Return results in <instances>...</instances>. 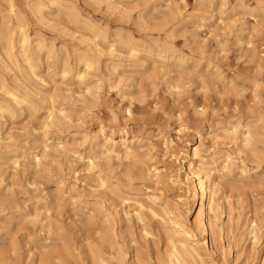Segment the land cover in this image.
I'll return each mask as SVG.
<instances>
[{"label": "rangeland", "instance_id": "rangeland-1", "mask_svg": "<svg viewBox=\"0 0 264 264\" xmlns=\"http://www.w3.org/2000/svg\"><path fill=\"white\" fill-rule=\"evenodd\" d=\"M40 2L45 14L41 20L34 8ZM11 4L30 37L37 75L32 77L17 46L13 51L19 58V70L15 65L8 71L0 68V86L4 83L19 95L29 89L37 99L21 108L14 106V112L4 113L3 118L0 113V239L6 249L0 253V264H38L33 248L38 233L26 236L17 227L23 216L35 210L36 190L44 191L48 200L66 191L64 195L59 192L64 199L59 210L51 212L58 221L54 228L59 229L51 239L60 236L68 247L60 250L62 258L53 254L50 264L91 263L88 255L81 254L82 244L96 236V227L80 228L98 201L88 176L92 172L89 159L94 156L90 138L101 124L109 126L101 137L105 142L130 143L135 138L140 141L133 146L143 153L152 146L154 157L148 163L153 174L142 182L134 180L132 187L126 184L128 191H124L142 198L146 194L160 197L189 225L195 224L201 203H208L204 197L194 204V187L205 173L214 174L223 166L215 168L214 159L230 155L231 161L243 162L250 172L246 177L236 170L225 185L217 186L214 181L210 185L217 192L213 210L208 212L216 235L213 239L206 235V262L263 264L264 154L260 162L247 155L253 145L264 153V142H259L264 140V0H0V23ZM3 40L0 58L5 56ZM96 42L103 49L113 46L116 60L104 54L88 68L79 57L92 56L90 49ZM132 47L138 51L139 62L129 57ZM65 62L72 67L67 76L63 75ZM115 65L118 69L114 71ZM77 71L84 74L83 80H77ZM123 125L127 133L121 130ZM246 126L254 135L253 145L245 144ZM112 129L116 132L111 137ZM187 141L200 151L203 162L193 151L183 160L180 151ZM56 147L60 153H55V159H44V152L54 154ZM36 154L42 156V163L36 162ZM33 183H40L39 190ZM104 206L106 210L109 203ZM111 219L115 223L121 218L114 211ZM120 222L113 227L116 245L130 252L123 249L130 245L120 231L126 224ZM254 234L259 241L252 239ZM159 249L165 250L162 243Z\"/></svg>", "mask_w": 264, "mask_h": 264}, {"label": "bare ground", "instance_id": "bare-ground-1", "mask_svg": "<svg viewBox=\"0 0 264 264\" xmlns=\"http://www.w3.org/2000/svg\"><path fill=\"white\" fill-rule=\"evenodd\" d=\"M10 3H11V1H10ZM15 8L16 7L13 4H11L9 10H7L8 12L1 16L2 22L0 23V26L2 25L1 27H4V28L3 29L0 28V33L4 32L5 35H2V37L0 36L1 37L0 39L4 38V40H5V41L3 40L5 42L3 44V47L5 46L4 47L5 56L4 57L2 56V58H0V64L1 63L4 64V66L0 67V68H3V70L8 71V69L11 66L14 69L13 65H15L16 67L17 66L20 67V64L18 65V59L19 58L17 57V54L13 51L18 46L19 50H20L19 56L23 58V62L26 63L27 68L29 69V72H31L30 74H32V77H33V75L34 76L37 75L36 74V65L34 64V57L35 56H33L30 53L32 50V48L30 46L31 44L29 43L30 37H29L28 33H25L24 25H23V19L21 18L22 16L20 17V14L18 12H16ZM34 8L36 11L35 14L37 15L36 17H38L41 20L45 15L43 13V7H42L41 2L38 3L37 7H34ZM71 16H73V15H71ZM13 17L16 18V25L13 24ZM15 32H17L20 35L19 38L17 37L16 34H14ZM14 35H16V36H14ZM3 36H6V37H3ZM15 37H17L18 39H16ZM41 43L42 42L38 43L39 44L38 46H42ZM93 46H94V48L90 49V51H94L92 56L88 55V54H84L83 56L81 55V57H79V61L84 60L86 62V66L88 68L92 67V61L93 60H95V59L99 60L102 57V55H104V54L110 55V57L111 56L114 57L117 55V54H115V53H117V51H115L113 46L109 47V49H103L99 44H97V42ZM120 53L121 52L118 53L119 54L118 57H120V59H121ZM130 53H131L129 56L130 58H133L136 61L139 60L140 57H138V51L134 47L131 48ZM52 55H54V53H52ZM107 57H109V56H107ZM22 58H21V60H22ZM114 58L116 60V57H114ZM118 60H119V58H118ZM130 60H132V59H130ZM135 60L133 62H135ZM117 64H118V62H117ZM26 65H25V67H26ZM70 66L71 65L68 62L64 63V69H63L64 74L63 75L67 76V74H69L72 71V67H70ZM134 66H136V65H134ZM18 67H17V69H18ZM117 69L118 68H116V65H115V68L113 66L114 71ZM75 75L78 78V79L76 78L77 80L81 81L84 78V74L81 73L80 71H77L75 73ZM16 77H17V75H16ZM15 83H16V81H15ZM8 88L6 87V84H4V83H3V85L0 86V90L3 91V95L2 96L0 95L1 118H3V114L6 112H9V113L14 112V111H12L14 106H16V107L19 106L21 108L25 103L33 104L35 102L34 100L37 99V98L34 99L32 97L34 95V93H33V95H31L32 93H30L29 89L25 91V94L19 95V93L17 91L10 90ZM17 89H19L18 86H17ZM22 90H25V89H22ZM84 102H86V101H84ZM49 113H50V111H49ZM53 115H55V114H53ZM63 117H64V115H63ZM52 119H54V118H52ZM246 128H247V132L246 131H245V133L243 132L246 135L245 136L246 138L244 137V139H246V141H247L245 144L252 143L251 145H253V141H254L253 136L254 135L251 133L252 131H250V129H248L249 127L246 126ZM108 129H109V126L101 124L100 129L97 131V133H95V136L93 135V137L90 138V145L93 147L94 156L89 159V167H90L89 171H92V172H90L88 177L90 178V181H91L90 187L94 190L93 193L96 194V198L98 201L96 202L95 205L93 204L94 205L93 210L92 211L90 210L89 212H87L88 216H85L86 218L83 219L82 226L80 229H85V230L94 229L95 230L94 227H96V232H95L96 236H92L91 240L88 243H85L87 241H84V244H82V247H83L82 249H84V250L81 254H83V255L86 254L89 256L88 258H90V260L86 259L85 257L84 258L88 261H91L90 264H128L127 261L125 262L126 255L128 253L130 254L129 257L131 256V259L128 261L129 264H208L206 262V258L209 254V253H207L208 248L206 245V240H207L206 235L207 234L211 235V239L215 238V235H216L214 228H213L211 217L208 214V212L213 210V206H212L213 205V199H214L213 196L217 192L215 193V190H213V188H211L210 185L213 181H214V183H216L217 186L225 185L226 179L233 176V174L236 170H239V172L241 174V175L239 174L240 176L244 177V175H245V177H246L247 173H250V172H248L247 167L244 165L243 162H241V164H237L236 162L231 161L230 155H228V156L220 155L219 157L214 156L213 158L217 157L213 161V163L216 164L215 168L218 167V165H220L222 163H223V166L221 168L215 169L214 174H213V172H211L209 170L210 172L205 173L203 178L200 179V183L196 187H194V191H195L194 199H193L194 204H196L197 202L198 203L201 202L204 197H208L207 198L208 203L207 204H204L203 202L201 203L199 211H198V217L196 219L195 224L189 225L186 221H184L183 215L181 213L173 212V210L170 209L168 207V205L166 206L165 202L163 203V201L160 197H158L154 194H146V195H143L144 197L142 198V197L132 196L129 193H126L124 191V190L128 191V188H126V187H128V186L132 187L131 186L132 182H135L136 180H140V181L144 180L145 178H147V176H151L153 174L152 173V167L148 163V160H150V159L152 160V158L154 157L153 156V149L150 148V146H151L150 145L147 147V150L145 151V153H143L142 151H139L138 149H136L133 146V144L139 143V141H140V140L136 141L135 138H132L130 143H128V140L115 141L113 139L110 140L109 142H105L103 139H101V137H104L105 134L108 133ZM235 129H237V128H235ZM121 130H123V132L127 133L126 126L123 125V128ZM0 131H1V129H0ZM115 132L116 131L113 129L109 130L110 136L111 137L114 136ZM237 133H238V131H237ZM231 134L232 133H230V135ZM255 134H257V133H255ZM228 135H226V136H228ZM255 137H257V135ZM251 138L253 140H251ZM164 140H165L166 148H168L169 146H167V143H166L167 140L166 139H164ZM12 141H14V140H12ZM47 141H49V140H47ZM255 141H257L256 138H255ZM262 141L264 142V140L259 139V142H262ZM168 144H169V142H168ZM253 146H250L251 148H249V149H252V150H250V152H248L249 154L247 156L254 161L260 162L259 156H260V154H264V153H260L259 151H257V149H254V148H256V146L254 148H253ZM181 149L182 150L180 151V153L182 154L184 161L188 157L189 152L193 151V156L197 157L200 162H203L202 157L200 155V151L197 148H194V149H193V147L191 148V142L190 141H187L186 145ZM55 153H60V149L58 147H56V149H54V154L49 153V151L44 152L43 157H44V159H48V160L52 161L53 159H55ZM61 156H62V154H61ZM247 156H246V158H247ZM13 158H10V159H13ZM34 159L36 160L37 163H42L41 162L42 156L39 157L36 154L34 156ZM115 161H118V164H116ZM126 161H128V162L126 163ZM18 162H19L18 159H15L13 161V164L17 165ZM153 167H154V165H153ZM153 169L157 170V168H153ZM0 170H2V169H0ZM159 172L160 171H158L156 173V175L158 174L157 178H159L161 176V174ZM153 176H155V175H153ZM62 184H64V182L63 183L61 182V185ZM126 184H128V186ZM33 185H35V183H33ZM39 185H40V183H39ZM36 186L37 185H35V188H36ZM42 186H44V185L42 184ZM63 186H61L62 187L61 190L63 189ZM40 187H38V188H40ZM38 188H36V189H38ZM88 189H89V187H88ZM219 189H220V187H219ZM71 190L72 189H70V192H71ZM58 191H59V189H58ZM41 192L42 191H37V190H36V192H34V197L32 199L37 200L36 201L37 204H35L36 206H34L35 210L33 209L34 211L32 213H28L27 215L23 216L24 218L20 217L23 220L20 221L19 224L17 223L18 224L17 227L19 226L18 227L19 229L21 227L22 230L25 231L26 236H30L31 232H33V231H36V233H38V235L35 236V237H37L35 240L36 245L35 246L33 245L34 246L33 248L36 250L35 254L37 255V261H38L37 263L38 264H50L51 259H53V258H51L53 254L56 256H57V254H59V255H61V258H62L61 251L65 249L64 247H66V243H67V241L65 240L66 242L64 241L65 242V244H64V242L62 241V237H60V236H59L60 238L57 236L56 238H54V240H52L53 238L51 239V237H52L51 234H53L55 231L59 230L58 226H57V228H54V225H58V221H57V219L55 220L53 218V216L51 215V212H52V210L54 211V209L59 210V208L61 207L62 202H63L62 200H64V199H62V195L59 194V192L61 193V191H59L58 194L56 193L57 195L55 194V197L50 199V200H48V198L45 196L46 194H44V196H43L42 193L44 191L42 193ZM61 194H63V195L66 194V191L63 190V192ZM69 198H70V200L75 201V198L73 196H71ZM9 199H11V198H9ZM182 199L183 198H179V200L184 201ZM107 202L109 203V207H107V209L108 208H110V210L114 209L115 215L119 216L121 218L120 223H122V225H123V223L126 224V227L124 225V227H125L124 230H123V228L122 229L120 228V231L123 234L122 236L125 235V237H124L125 241H126V238H128L127 244H129L131 246L132 251H131V249L128 250V247H130V246H128L127 249L125 248L126 247L125 243H123V245H125L123 249L130 251V252H125L121 248H119L121 246L118 247L116 245V239L115 238H117V236L115 235L116 230L114 231L113 227L120 220H118V221L116 220L117 222H115V223L112 222L111 215L114 211L112 210L113 212L112 213L110 212L108 214L106 212L107 209L104 210V208L106 206V205L104 206V204ZM69 203H71V202H69ZM102 203H104V204H102ZM71 204H73V203H71ZM118 207L120 210H118ZM122 216H125V219L122 218ZM122 219H124V220H122ZM79 223L81 224L80 221H79ZM122 225L120 224V226H122ZM61 226L62 225L60 224V227ZM77 227H78V225H77ZM6 228H7V226H6ZM62 228L63 227H61L60 229H62ZM135 228H137V230L139 229V235H137V233H136L137 231H135L136 230ZM42 233H44V235ZM251 233H253V232H251ZM126 235H127V237H126ZM85 236L88 237V234L84 235V237ZM135 236L137 238H135ZM5 238L6 237H4V239ZM152 238H158V239L155 240ZM14 239H17V237L15 236ZM85 239H88V238H85ZM252 239H255L254 241H256V240L259 241V238L257 237L256 234H254ZM9 241H10V239H9ZM81 241H83V240H81ZM4 243H5V241H4ZM161 243L165 247L164 251L159 249V246ZM254 243H257V242H254ZM132 245H133V247H132ZM115 246H117L118 248ZM6 247H7V245H6ZM4 248H5V246L2 244L1 239H0V253L4 254L2 251ZM144 249H145V251H147L146 253L143 251ZM5 250L6 249H4V251ZM14 251H15V249H14ZM66 251H67V249H66ZM132 254H133V256H132ZM68 256H69V254H68ZM1 257H0V259H1ZM4 258H6V257H4ZM114 260H116L118 262L115 263ZM153 260H154V263H153ZM263 264H264V262H263Z\"/></svg>", "mask_w": 264, "mask_h": 264}]
</instances>
